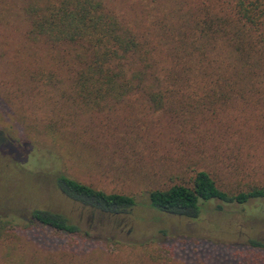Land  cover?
I'll list each match as a JSON object with an SVG mask.
<instances>
[{
    "label": "rangeland",
    "instance_id": "rangeland-1",
    "mask_svg": "<svg viewBox=\"0 0 264 264\" xmlns=\"http://www.w3.org/2000/svg\"><path fill=\"white\" fill-rule=\"evenodd\" d=\"M32 1L0 0V219L10 222L0 237V264H264V248L249 245L264 244V200L208 202L196 220L159 212L147 202L150 191L191 186L199 171L229 193L264 188V94L209 106L202 100L213 91L184 85L159 111L143 93L106 111L85 110L63 64L65 54L28 38L25 8ZM103 1L150 41L160 59L167 54L175 64L182 53L171 51L176 34L173 45L162 38L164 9L209 12L228 5ZM61 175L132 196L137 206L129 219L116 215L110 220L117 224L101 225L109 217L87 213L66 198ZM35 211L65 215L86 235L36 226L30 221Z\"/></svg>",
    "mask_w": 264,
    "mask_h": 264
},
{
    "label": "trees",
    "instance_id": "trees-1",
    "mask_svg": "<svg viewBox=\"0 0 264 264\" xmlns=\"http://www.w3.org/2000/svg\"><path fill=\"white\" fill-rule=\"evenodd\" d=\"M217 8L190 13L164 9L167 25L161 24V35L172 45L176 41L172 38L178 36L171 50L182 53L176 64L167 54L160 59L150 41L124 25L103 0H35L25 8V17L29 39L65 54L63 64L71 70V86L85 110L106 111L129 95L143 93L159 111L173 100V90L184 85L195 91H213L202 100L209 106L263 97L264 0H228V5ZM53 78L45 77L59 86ZM58 181L61 193L81 210L109 217V221H98L101 225L117 224L110 220L116 215L129 219L137 206L132 196L105 193L64 175ZM260 199L264 200V188L229 193L204 171L195 174L191 186L177 184L147 194L151 208L189 220L198 219L208 202L244 205ZM93 216L88 215V220L97 223L99 219ZM30 221L67 235H86L62 214L35 211ZM9 224L0 219V237ZM249 245L264 248L255 240Z\"/></svg>",
    "mask_w": 264,
    "mask_h": 264
}]
</instances>
